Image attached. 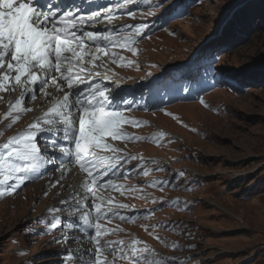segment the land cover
Segmentation results:
<instances>
[{"label":"rangeland","instance_id":"1","mask_svg":"<svg viewBox=\"0 0 264 264\" xmlns=\"http://www.w3.org/2000/svg\"><path fill=\"white\" fill-rule=\"evenodd\" d=\"M118 3L122 0H102L100 7L112 16L110 27L148 25L141 29L142 37L135 28L126 29L140 46L132 69L136 73L129 74L142 78L168 63L190 59L192 63L186 76L173 73L171 83L165 85L166 94L174 96L168 106L182 103L164 115L139 119L143 123L135 136L149 139H132L137 151L169 157L170 164L155 161L142 166L129 159L133 173L138 165L154 168L151 174L170 182L153 186L162 209L151 219L153 225H162L152 231L161 235L162 249L172 255L168 264H189L196 259L173 256L187 253L199 257L196 264H264V0H159L160 7L132 0L127 7L135 12L134 19L117 11ZM244 11L252 27L248 34L235 25ZM126 45L122 41L120 52L111 47L109 53L126 54ZM128 68L121 61L117 65L121 75ZM30 109L27 113H33ZM7 122H2V128ZM30 122L29 118L12 135L22 133ZM20 125L0 132L10 135ZM126 131L132 133V129ZM162 131H167L164 136ZM8 135L1 141H8ZM154 136L159 142L151 139ZM4 151L0 145V153ZM181 170L184 176L173 179ZM46 190L45 182L36 181L21 194L3 197L0 264L68 263L62 240L45 231L50 224L45 213L52 205L45 203L52 195L42 198ZM176 198L180 203L172 206ZM123 228L115 227L110 234L115 241L130 244L131 234ZM150 239L159 244L157 237Z\"/></svg>","mask_w":264,"mask_h":264},{"label":"snow or ice","instance_id":"2","mask_svg":"<svg viewBox=\"0 0 264 264\" xmlns=\"http://www.w3.org/2000/svg\"><path fill=\"white\" fill-rule=\"evenodd\" d=\"M131 2L122 0L116 10L134 19L135 12L127 7ZM145 3L160 7L159 0L154 4L152 0H145ZM80 11L79 5L65 8L54 4L52 0H0V93L17 94L15 101L7 105L6 116L12 117V123L7 127L19 119V115H13L14 112L31 111L24 107L26 98L34 101L39 95L51 105L24 132L3 142L5 151L0 153V169L8 174L0 179V196L14 194L27 179L32 178V174L41 175L42 157L48 164L58 165L55 171L60 176L56 184L70 171L68 165L76 164L80 171L86 173L80 186L83 194L74 189L59 201V208L47 209L54 215L45 231L67 228L82 234L74 237L81 245L76 254L69 250L66 259L78 260L79 264H112V261L101 258L103 249L120 253L114 259H127L130 264H161L163 257L150 258L156 255L154 250L136 247L142 243L139 240L134 239L129 244L123 240L103 239L115 230L107 229L98 221L124 217L112 206L111 198L98 196L97 191L89 185H95L96 189L122 187L114 185L111 180L105 182L104 177L115 175L121 163H127L129 159H142L116 155L123 150L114 148L109 138L141 140L149 137L134 136L123 131L122 125L125 122L135 126L143 122L127 120L122 112L130 106V102L114 97L111 90L95 82L100 77L96 68L101 66L96 61L101 60L102 64V56L109 55L105 46L119 43V37L114 38L116 29L105 32L84 30L83 26L98 20L101 13L95 11L90 15H80ZM108 19L111 20V13ZM125 27L135 28L138 36L142 37L144 32L141 29L146 30L148 25L133 24ZM0 99L3 97L0 96ZM201 103L204 101L201 100ZM42 134H47L45 151L41 150L38 140ZM151 139L159 142L158 137ZM105 150L111 155L102 156ZM135 172L148 174V170L140 165ZM183 176L181 170L173 179L179 180ZM10 180L13 183L9 184ZM150 183L156 187L170 184L166 179ZM102 203L106 206L102 207ZM170 203L172 206L179 205V198ZM188 206L187 203L184 205L185 208ZM126 207L124 204L118 205L120 209ZM59 212H66L67 215H55ZM161 226L158 223L152 227ZM89 228L94 230V234L87 233L85 236ZM84 239L89 240L87 246H84ZM62 240L65 244L68 242L67 233L62 235ZM171 246L175 248L177 245L173 243Z\"/></svg>","mask_w":264,"mask_h":264},{"label":"bare ground","instance_id":"3","mask_svg":"<svg viewBox=\"0 0 264 264\" xmlns=\"http://www.w3.org/2000/svg\"><path fill=\"white\" fill-rule=\"evenodd\" d=\"M98 26H99V23H97V22H95V21H92L91 23H89V24H85L83 27H85V28H87V30L88 31H97V28H98ZM86 47H87V45H86ZM102 61H103V63H107V61H108V57L107 56H102ZM103 63H102V65L100 66V67H103ZM98 65V64H97ZM100 70V68L99 67H97L96 68V71L98 72ZM74 71H76V69H74ZM101 72H105V70L104 69H102L101 68ZM158 83H159V79L158 78H152L151 79V84L149 85L150 87H156L157 85H158ZM117 85H115V87H114V89H115V91H119V90H121L123 87L119 84L118 85V83H116ZM17 94L15 93V96H16ZM152 96H155V98H159V92L158 91H155L153 94H152ZM17 98V97H16ZM7 99V98H6ZM27 99V98H26ZM32 104V106H31V108L34 110V109H36V111L39 109V108H45V110H47V108L49 107V106H51L50 105V103H48L47 101H45L44 99H42L39 95L37 96V98H36V100H34L33 101V103H31ZM32 112V111H31ZM32 115V113H27L26 112V114H24V116L23 117H19V119L14 123V124H12V125H15V124H22V123H20V121H22L23 119H25V117L27 118V117H30ZM126 118H127V120H128V117L130 116V114L129 113H127V114H125L124 115ZM9 123H12V119L10 120V122ZM131 129V127H127V129L126 130H130ZM124 131V132H127V131ZM68 167H69V169H70V171L64 176V178H63V180H61L60 181V183H59V186H60V189L63 191V192H66V195H62V199H64L65 197H67L68 195H69V193H72L73 191H72V189L71 188H69V186H71V185H75L76 183H77V181L78 180H81V179H83V182H84V180H85V178H86V174H84L82 171L80 172L79 171V169H78V167L75 165V164H72V165H68ZM8 173L6 172L5 173V175H7ZM48 176L50 177V176H52V177H54L55 179H53V183H52V185L54 184V182L56 181V180H58L59 179V176H60V174H59V172H57V171H55V170H50V171H48ZM79 187V186H78ZM90 187V186H89ZM80 189V188H79ZM78 192H80V191H78ZM81 193V192H80ZM75 194V193H74ZM81 194H83V193H81ZM60 207V205L58 204L57 206H56V208H59ZM59 213H61V212H59ZM48 214H50V213H48ZM87 241L86 242H88V239H86Z\"/></svg>","mask_w":264,"mask_h":264},{"label":"trees","instance_id":"4","mask_svg":"<svg viewBox=\"0 0 264 264\" xmlns=\"http://www.w3.org/2000/svg\"><path fill=\"white\" fill-rule=\"evenodd\" d=\"M247 14H249L247 11H244L243 14H242V18H240L239 20H237L235 22V25L241 29V31L245 34H248L251 30V24H249V22L247 21L248 19V16ZM237 33H238V29L234 30L232 33H231V38H236L237 37ZM234 183H232L231 181L228 183V185L232 186ZM261 189V188H260ZM256 190V192L258 191H262V190Z\"/></svg>","mask_w":264,"mask_h":264}]
</instances>
